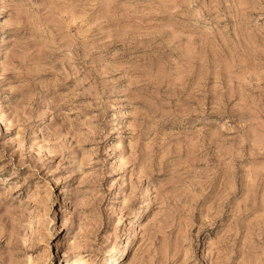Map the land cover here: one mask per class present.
I'll return each mask as SVG.
<instances>
[{"label": "rangeland", "instance_id": "374dc122", "mask_svg": "<svg viewBox=\"0 0 264 264\" xmlns=\"http://www.w3.org/2000/svg\"><path fill=\"white\" fill-rule=\"evenodd\" d=\"M0 264H264V0H0Z\"/></svg>", "mask_w": 264, "mask_h": 264}, {"label": "bare ground", "instance_id": "6f19581e", "mask_svg": "<svg viewBox=\"0 0 264 264\" xmlns=\"http://www.w3.org/2000/svg\"><path fill=\"white\" fill-rule=\"evenodd\" d=\"M141 214H142V212H139V213H138L139 216H140ZM135 235H136V234H135ZM56 247H57V245H56ZM58 262H59V261H58Z\"/></svg>", "mask_w": 264, "mask_h": 264}]
</instances>
